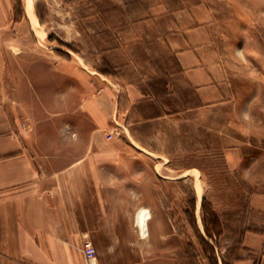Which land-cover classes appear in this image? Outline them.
I'll use <instances>...</instances> for the list:
<instances>
[{
	"label": "rangeland",
	"instance_id": "obj_1",
	"mask_svg": "<svg viewBox=\"0 0 264 264\" xmlns=\"http://www.w3.org/2000/svg\"><path fill=\"white\" fill-rule=\"evenodd\" d=\"M4 2L0 105L45 171L60 172L83 155H145L107 164L102 180L119 189L100 210L96 180L81 179L95 262L237 264L241 236L264 207V0ZM181 8L204 12L175 13ZM199 27L206 55L226 73L235 113L204 111L203 126L185 111L191 91L177 66V47ZM107 88L120 122L111 140L116 124L97 132L85 107ZM228 119L241 128L236 163L218 131L227 132ZM132 186L140 193H127ZM141 209L150 213L147 237Z\"/></svg>",
	"mask_w": 264,
	"mask_h": 264
},
{
	"label": "crops",
	"instance_id": "obj_2",
	"mask_svg": "<svg viewBox=\"0 0 264 264\" xmlns=\"http://www.w3.org/2000/svg\"><path fill=\"white\" fill-rule=\"evenodd\" d=\"M4 1L7 0H0V6ZM203 12L181 8L175 13ZM183 43V46L177 44V66L191 91L185 100L186 113L193 114V120L200 126L204 123V111L222 113L226 107L224 113L228 117L235 114L226 73L221 64L206 55L205 28L192 29ZM85 107L97 132L108 131L113 122L116 124L115 131L108 133L110 140L113 139L120 122L117 105H109L108 88L87 99ZM238 126L228 119L226 133H223L224 125L218 128L228 140L226 150L235 151L230 155L234 163L241 160ZM133 141L138 148L137 140ZM24 142L11 115L0 105V264H89L83 242L92 230L85 227L88 223L82 211L90 209L84 205L90 199H85L88 191L81 185V179L96 180L92 190L100 210L109 202L106 195L119 189L109 187L102 180L108 174L107 164L115 163L118 167L130 160L140 162L145 155H83L60 172H46L38 159L40 156L29 153ZM139 149L148 151L141 145ZM127 193L140 191L132 186ZM110 224L118 225L116 221ZM242 252L243 259L237 264H264V207L249 220Z\"/></svg>",
	"mask_w": 264,
	"mask_h": 264
},
{
	"label": "bare ground",
	"instance_id": "obj_3",
	"mask_svg": "<svg viewBox=\"0 0 264 264\" xmlns=\"http://www.w3.org/2000/svg\"><path fill=\"white\" fill-rule=\"evenodd\" d=\"M28 16L33 22L37 23L38 21L37 16L34 13L33 9L31 8L30 4L28 5ZM137 218L140 223L141 230H142V237H147L148 236V220L150 218L149 210L141 209L138 212Z\"/></svg>",
	"mask_w": 264,
	"mask_h": 264
},
{
	"label": "built area",
	"instance_id": "obj_4",
	"mask_svg": "<svg viewBox=\"0 0 264 264\" xmlns=\"http://www.w3.org/2000/svg\"><path fill=\"white\" fill-rule=\"evenodd\" d=\"M83 250L89 264H94L97 260V250L90 239H85L83 242Z\"/></svg>",
	"mask_w": 264,
	"mask_h": 264
},
{
	"label": "trees",
	"instance_id": "obj_5",
	"mask_svg": "<svg viewBox=\"0 0 264 264\" xmlns=\"http://www.w3.org/2000/svg\"><path fill=\"white\" fill-rule=\"evenodd\" d=\"M213 219H214V221H213V224H214V227H215V230H217L218 231V229H220V221H219V218H218V216L217 215H214L213 216ZM214 230V231H215ZM207 233L209 234V236H213L214 234H215V232H214V234H211V232L208 230V228H207ZM243 235H244V232H243V234H242V236H241V244H242V247H243ZM243 259V253H241V257L238 259V261H240V260H242Z\"/></svg>",
	"mask_w": 264,
	"mask_h": 264
}]
</instances>
